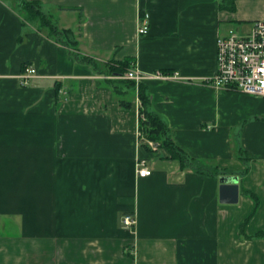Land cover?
I'll list each match as a JSON object with an SVG mask.
<instances>
[{"label":"crops","instance_id":"obj_1","mask_svg":"<svg viewBox=\"0 0 264 264\" xmlns=\"http://www.w3.org/2000/svg\"><path fill=\"white\" fill-rule=\"evenodd\" d=\"M263 18L264 0H0V264H264V97L205 82L224 28ZM87 60L178 76L119 92ZM140 85L188 166L144 147Z\"/></svg>","mask_w":264,"mask_h":264},{"label":"built area","instance_id":"obj_2","mask_svg":"<svg viewBox=\"0 0 264 264\" xmlns=\"http://www.w3.org/2000/svg\"><path fill=\"white\" fill-rule=\"evenodd\" d=\"M139 23V35L148 34L149 15L145 14ZM216 60V73L205 79L208 85L217 89L264 97V18L256 20L251 31L245 35L230 30L227 34L218 37ZM177 76L159 71L147 73L132 68L118 78L139 84L146 80H168ZM35 77L36 69L32 66L26 67L20 76L22 86L29 85L31 79ZM145 163L142 160L138 164V173L141 177L151 175V170L145 167ZM122 223L125 227L133 228L137 224V219L133 214H125Z\"/></svg>","mask_w":264,"mask_h":264},{"label":"trees","instance_id":"obj_3","mask_svg":"<svg viewBox=\"0 0 264 264\" xmlns=\"http://www.w3.org/2000/svg\"><path fill=\"white\" fill-rule=\"evenodd\" d=\"M26 5L31 12V16L37 15L45 22V25L50 30V35L63 44L75 46V37L72 30H59L51 22L50 18L38 9L36 4L29 2ZM88 63L92 64L98 73L106 72L111 76L118 77L128 70L131 62L128 60L124 62H112L107 65H99L97 62L91 60V62ZM104 68L106 70H104ZM114 81H117L116 83L118 84L113 87L114 90H119L121 87L134 88L136 86L135 82L132 80H108L111 84L114 83ZM119 92L121 91L119 90ZM139 99L142 102V110L140 111L142 115L140 120V131L142 135L145 136V140H147L144 147L150 149L147 144L150 142L157 144L159 148L165 149L170 154L171 159L178 160L183 167L191 164L188 156L172 140L169 129L161 116L149 110V96L144 92V88H142L141 85L139 86Z\"/></svg>","mask_w":264,"mask_h":264},{"label":"water","instance_id":"obj_4","mask_svg":"<svg viewBox=\"0 0 264 264\" xmlns=\"http://www.w3.org/2000/svg\"><path fill=\"white\" fill-rule=\"evenodd\" d=\"M220 181V202L223 204H236L239 201L240 187L238 177L223 175Z\"/></svg>","mask_w":264,"mask_h":264},{"label":"rangeland","instance_id":"obj_5","mask_svg":"<svg viewBox=\"0 0 264 264\" xmlns=\"http://www.w3.org/2000/svg\"><path fill=\"white\" fill-rule=\"evenodd\" d=\"M250 27L246 24V25H242V26H238L236 24H231L228 26V28H224V33L229 32L230 30H233L237 33H239L240 35H245L248 31H249ZM101 65V64H100ZM132 70V68H129L123 75L124 76L128 71ZM124 78H121V80ZM127 80V79H124ZM142 83V82H141Z\"/></svg>","mask_w":264,"mask_h":264}]
</instances>
